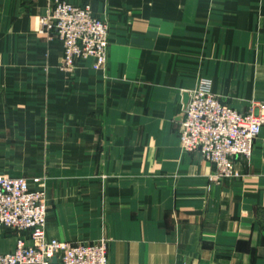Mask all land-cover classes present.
<instances>
[{"label":"crops","instance_id":"crops-1","mask_svg":"<svg viewBox=\"0 0 264 264\" xmlns=\"http://www.w3.org/2000/svg\"><path fill=\"white\" fill-rule=\"evenodd\" d=\"M110 24L107 67L68 74L48 0H0V174L44 177L46 234L109 264H264V125L240 176L184 151V92L264 102V0H70ZM15 236L0 233V253Z\"/></svg>","mask_w":264,"mask_h":264},{"label":"built area","instance_id":"built-area-1","mask_svg":"<svg viewBox=\"0 0 264 264\" xmlns=\"http://www.w3.org/2000/svg\"><path fill=\"white\" fill-rule=\"evenodd\" d=\"M39 18L38 32L55 35L63 45L62 65L75 68L92 60V68H104L108 54V25L89 3L48 0ZM187 92L178 138L184 151H198L212 164L211 179L240 176L237 158H249L255 138L264 125V102L241 112L213 92L211 80L201 78ZM44 177L0 174V230L16 233L15 246L0 253V264H109L108 241L72 242L46 234L48 202Z\"/></svg>","mask_w":264,"mask_h":264},{"label":"rangeland","instance_id":"rangeland-1","mask_svg":"<svg viewBox=\"0 0 264 264\" xmlns=\"http://www.w3.org/2000/svg\"><path fill=\"white\" fill-rule=\"evenodd\" d=\"M49 1H48V6H47V8H46V10H45V12L43 13V14H45L46 13V11H47V9H48V7H49ZM93 11V10H92ZM42 14V15H43ZM95 14V13H94ZM41 15V16H42ZM97 17H99L100 19H102L103 21H105L106 23H107V25H108V44H110V24H109V21L106 19V18H103V17H100L99 15H97V14H95ZM40 18V17H39ZM39 28V27H38ZM43 35V34H42ZM46 37H48L47 35H45ZM56 37L55 35H52V37ZM57 38V37H56ZM58 39V38H57ZM61 42V41H60ZM62 43V42H61ZM109 46V45H108ZM62 48H63V45H62ZM90 60H91V58H89ZM85 60H88V59H85ZM84 59L83 60H81L79 63H78V65L75 67V68H73L72 70H66L65 68H63V65H62V59H61V68L63 69V70H65V72H67L68 74H71V73H74V71L76 70V68L81 64V62H84L85 61ZM107 61H108V54H107V60H106V64L104 65V68H102V69H99V70H95V69H93L92 68V66H91V62H92V60H91V62H90V68L92 69V70H95V71H102V70H105L106 69V67H107ZM184 94H185V92H184ZM184 94H183V98H182V106H181V114H182V116H183V103H184ZM182 119V118H181ZM188 152V151H187ZM46 197H47V194H46ZM4 233V234H7V235H12V236H16V233L14 232V231H12V230H9V229H3V230H0V233ZM106 238L105 236H103V235H101V236H99L97 239H94L93 241H96V240H99V239H101V238ZM107 239V241L109 242V240H108V238H106ZM75 242H77V241H75ZM82 242H91V240L90 241H83L82 240Z\"/></svg>","mask_w":264,"mask_h":264},{"label":"water","instance_id":"water-1","mask_svg":"<svg viewBox=\"0 0 264 264\" xmlns=\"http://www.w3.org/2000/svg\"><path fill=\"white\" fill-rule=\"evenodd\" d=\"M187 97H188L187 92H185V94H184V103H186Z\"/></svg>","mask_w":264,"mask_h":264}]
</instances>
